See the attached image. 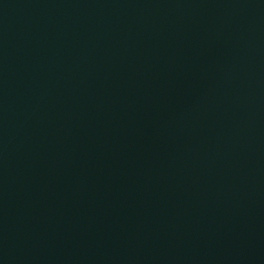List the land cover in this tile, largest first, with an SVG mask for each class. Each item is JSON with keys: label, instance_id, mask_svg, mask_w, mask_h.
<instances>
[{"label": "water", "instance_id": "95a60500", "mask_svg": "<svg viewBox=\"0 0 264 264\" xmlns=\"http://www.w3.org/2000/svg\"><path fill=\"white\" fill-rule=\"evenodd\" d=\"M0 264H264V0H0Z\"/></svg>", "mask_w": 264, "mask_h": 264}]
</instances>
